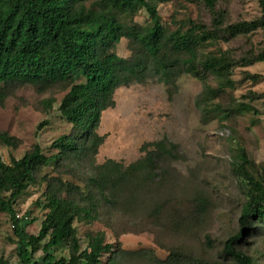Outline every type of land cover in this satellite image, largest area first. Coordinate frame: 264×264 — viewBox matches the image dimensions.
Wrapping results in <instances>:
<instances>
[{"label":"rangeland","instance_id":"374dc122","mask_svg":"<svg viewBox=\"0 0 264 264\" xmlns=\"http://www.w3.org/2000/svg\"><path fill=\"white\" fill-rule=\"evenodd\" d=\"M152 4L166 35L186 31L189 22L207 31L218 27L221 38L198 47L197 54H225L233 64L228 76L231 86L220 87L222 80L212 72L202 80L186 74L174 76L177 66L171 68L173 76L167 82L155 73L141 47L122 38L112 52L145 65V79L114 91L112 106L101 113L95 131L102 139L96 149L40 167L14 209L27 231L36 235L47 212L48 190L80 201L91 193L97 199L95 220L77 219L73 227L81 249L90 237L104 235L111 249L101 264H109L110 257L113 264H235L222 248L238 232L246 200L247 186L234 167L238 149L247 155L249 172L264 185V63L241 65L244 59L264 52V27L236 36L223 31L259 20L261 11L256 0H214L213 8L206 0ZM85 8L105 9L99 0L86 3ZM115 16L126 27L145 30L150 24L143 8ZM169 57L180 64L184 55ZM70 84H0V132L18 142L16 148L0 145L5 164L20 159L34 145L47 157L56 153L52 143L72 132L58 109ZM241 104L252 111L239 113ZM160 141L173 147L172 156H163L153 172L128 176L121 185L108 189L111 193L106 199L99 198L91 182L100 166L111 161L126 169L154 151L151 144ZM61 182L67 187H61ZM235 246L254 264H264V228L245 232ZM16 249L9 216L0 212V258L17 263ZM56 256H67V249L59 248ZM40 258L38 252L35 260L41 262Z\"/></svg>","mask_w":264,"mask_h":264},{"label":"trees","instance_id":"16d2710c","mask_svg":"<svg viewBox=\"0 0 264 264\" xmlns=\"http://www.w3.org/2000/svg\"><path fill=\"white\" fill-rule=\"evenodd\" d=\"M92 0H0V84L43 85L70 82L63 96L59 112L72 126V132L52 143L56 153L50 157L34 145L20 159L5 164L0 158V212L9 216L12 233L17 246L15 264H101L103 255L111 247L104 235L97 233L89 238L81 249L73 223L75 220L92 222L97 216L96 195L87 193L84 201L62 197L57 191L48 190L44 208L47 210L39 231L33 235L27 225L17 217L15 202L35 181V172L62 157L96 149L102 142L95 131L101 113L112 106L114 91L133 80L145 79V65H139L118 57L112 49L122 38H128L141 47L154 71L169 82L171 68L177 66L174 76L190 75L202 80L212 72L222 82L220 87L231 86L228 76L233 66L225 54L202 56L197 48L221 37L218 27L207 31L203 25L189 22V28L166 35L156 7L152 2L168 0H99L104 10L86 9ZM213 8L214 0H206ZM258 2L261 18L227 27L223 32L229 36L246 34L264 27V0ZM143 8L150 24L145 30L121 24L115 13H132ZM224 39H226L224 37ZM184 55L180 61H169V56ZM172 58V57H171ZM264 63V52L253 59H244L242 66ZM239 113L251 112L249 105H239ZM41 125L37 128L39 129ZM17 140L0 132V145L17 147ZM154 151L126 169L111 161L99 168L98 177L91 184L100 199L111 193L108 189L121 185L128 176L150 173L163 156H172L173 147L164 141L151 144ZM250 162L243 149H238L234 167L237 176L247 186L245 203L238 219V232L223 245L225 257L235 264H254L252 259L236 249L245 232L256 226L264 228V185L250 172ZM123 169V170H122ZM61 187H64L62 182ZM67 187V186H66ZM34 219L28 224L34 223ZM67 249V256H56L59 248ZM41 253V262L35 255ZM113 258L108 259L113 264ZM0 264H10L0 258Z\"/></svg>","mask_w":264,"mask_h":264}]
</instances>
